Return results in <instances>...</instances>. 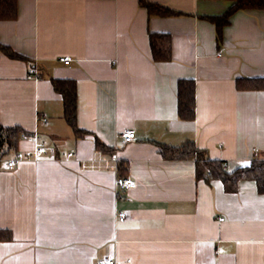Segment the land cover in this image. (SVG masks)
<instances>
[{
    "label": "crops",
    "instance_id": "crops-1",
    "mask_svg": "<svg viewBox=\"0 0 264 264\" xmlns=\"http://www.w3.org/2000/svg\"><path fill=\"white\" fill-rule=\"evenodd\" d=\"M15 1L0 43L24 59L0 52V124L32 134L17 151L43 143L46 154L12 169L14 153L0 158V229L11 232L0 264H95L105 254L116 264H264L255 183L228 193L197 181L194 160L159 152L191 141L229 171L264 153V90L235 86L264 77V9L234 12L217 41L203 16L229 0H144L183 13L174 17L149 15L139 0ZM149 32L170 34L169 61L151 59ZM51 78L75 82L76 125L90 134H73ZM180 79L194 81L193 120L177 116ZM129 128L135 138L123 143ZM120 175L135 187L117 190Z\"/></svg>",
    "mask_w": 264,
    "mask_h": 264
},
{
    "label": "trees",
    "instance_id": "trees-1",
    "mask_svg": "<svg viewBox=\"0 0 264 264\" xmlns=\"http://www.w3.org/2000/svg\"><path fill=\"white\" fill-rule=\"evenodd\" d=\"M230 6L221 14L215 16H203L210 21L216 31V39L220 41L221 31L229 22L230 16L238 10L264 9V0H229ZM139 5L146 9L149 15L158 17H174L183 15L167 7L139 0ZM16 1L0 0V20H13L16 17ZM148 42L151 59L155 62H164L171 59V36L167 32H149ZM0 52L12 59H24V57L10 47L0 43ZM53 89L61 95L63 106V118L71 127L77 138H82L89 131L80 129L76 125V86L71 79H50ZM235 86L238 90H264V77L237 78ZM176 112L181 120L194 119V81L192 79H180L176 85ZM32 134L20 126L5 127L0 124V158L7 153L17 151V142L21 137ZM95 146L98 149L110 152L97 139ZM159 152L164 159L185 160L192 159L195 162V179L210 183L212 180L221 182L225 192L232 193L237 190L240 180H251L255 183L256 191L264 193V153L253 157L246 165L239 166L231 171L227 170L225 163L219 159H212L207 156L206 151L199 149L193 142H185L180 146H167L160 144ZM111 150V154H112ZM122 165H118L121 169ZM123 176V175H120ZM11 232L0 229V240H10Z\"/></svg>",
    "mask_w": 264,
    "mask_h": 264
},
{
    "label": "built area",
    "instance_id": "built-area-1",
    "mask_svg": "<svg viewBox=\"0 0 264 264\" xmlns=\"http://www.w3.org/2000/svg\"><path fill=\"white\" fill-rule=\"evenodd\" d=\"M59 61L64 63L65 65L70 64L71 58L69 56H62L59 57ZM36 76V70L35 67L31 64L29 65L28 75L27 77H34ZM119 137L121 138L123 143L129 142L135 138V132L133 129H125L119 133ZM253 152H257L256 149H253ZM46 154V148L43 146V143H37L33 150L27 151V152H20L16 151L10 159L7 160V167L9 169H12L15 167V165L18 163V161L22 159H30V160H37L42 155ZM63 157L71 156V153H63ZM111 160L116 162V155L113 152L111 155ZM114 185L117 190L119 191H127L135 187L136 182L134 179H131L126 176H117L114 180ZM125 217V213L120 212L118 214V219L122 221ZM222 221L223 218H220ZM128 261V260H127ZM95 264H116V261L113 259V257L109 254L103 255L101 258L97 259Z\"/></svg>",
    "mask_w": 264,
    "mask_h": 264
}]
</instances>
